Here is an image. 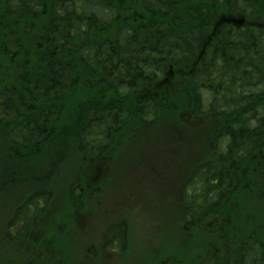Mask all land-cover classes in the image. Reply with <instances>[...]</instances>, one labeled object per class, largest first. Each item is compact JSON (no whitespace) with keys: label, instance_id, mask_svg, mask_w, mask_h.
Segmentation results:
<instances>
[{"label":"trees","instance_id":"obj_1","mask_svg":"<svg viewBox=\"0 0 264 264\" xmlns=\"http://www.w3.org/2000/svg\"><path fill=\"white\" fill-rule=\"evenodd\" d=\"M233 17L244 24H226ZM163 114L178 116L186 130L195 126L203 135L201 154L190 156L184 182L189 178L196 194L200 190L210 216L198 205L191 217L183 215V226L169 225L153 264H264V222L249 226L245 220L239 226L231 209L241 187L251 186L252 195L258 191V173L238 166L264 150V135L252 127L253 122L264 127V0H0V128L11 145L2 152L10 164L0 165L16 186L37 182L30 203L35 210L20 212L39 221L21 226L22 236L47 220L49 210L39 202L53 205L61 195L70 196L76 183L84 188L77 206L89 212L98 180L89 169L98 173L97 163L124 158L138 146L137 127ZM212 116L227 117L238 134L218 131L210 141L204 131L213 130ZM16 123L21 126L14 129ZM172 137L183 139L177 132ZM28 138L33 141L27 151L19 139ZM253 144L259 149L250 157L245 148ZM63 166L71 181L59 191L52 183ZM246 168L249 178L243 176ZM259 184L263 195L264 182ZM3 194L11 198L12 191ZM183 199L179 194L185 207ZM196 215L214 224L204 239L208 248L198 253L179 231H192L187 223ZM120 224L110 229L100 254L129 249L131 225ZM171 242L178 249L173 259L166 250ZM65 258L34 257L27 264H70Z\"/></svg>","mask_w":264,"mask_h":264},{"label":"rangeland","instance_id":"obj_2","mask_svg":"<svg viewBox=\"0 0 264 264\" xmlns=\"http://www.w3.org/2000/svg\"><path fill=\"white\" fill-rule=\"evenodd\" d=\"M233 18L237 20L235 17ZM229 21L234 25L231 20ZM165 116L166 114L160 115L154 124L146 126L145 128L147 129H145L144 134V129L137 127L134 133L135 137L140 139V149H127V153L129 154L124 158L121 157L119 163H116L115 166H113L114 164L111 162H108V165L106 164V176H108V179L110 177L112 181L117 178L119 185H117V181L116 186L112 185L106 195L107 198L98 202V211H92L94 215L89 214L88 217L87 215L91 211L84 212L86 213L85 215L78 216L77 221L68 227L67 234L63 239H60V237L53 239L54 242L49 246V251H63L66 262L75 264L78 259L83 260L81 252L84 249L99 248L100 241L105 238V230L113 221L118 218L125 219L128 217L127 220L131 221V225L133 226L129 249L120 254L113 253L111 249H108L105 251L106 253L99 254L98 259L93 257L87 258L89 261H87L86 264H153L156 261L154 257L157 256L159 246H161V243L164 241V232L169 227L168 223L172 222L175 224V222H183L184 225L185 221L183 215L191 217L192 208L203 205L200 190H198L199 192L196 194V191H194L188 183L189 178L185 183L179 181L182 177L178 178L180 171H185L188 163L191 162L190 156L192 153L197 156L201 154L199 148L204 141L203 135L199 136L201 131L195 126H193L194 128L192 129L186 130L184 122H179V120H177L178 116H168L163 119ZM209 120H214L212 125H210L213 126V130H206L204 134L209 136L208 139L210 141H212L211 136L214 134L217 136L218 131L224 129L221 133L226 134L227 121L224 117L215 119V117L212 116ZM175 132L183 137L182 140L180 139L182 142L179 143V141H177V143L175 141L176 139L171 137V134ZM260 134L264 135V129L260 130ZM184 135H186V137H184ZM187 135H189V137H187ZM136 146L137 145H133L132 147ZM213 146L216 147V145ZM222 146L223 144L221 143L219 147ZM219 147H217V151ZM248 160L249 161L241 160L238 170H241V166L248 165L254 173H258L257 178L254 180V184L259 194L257 195L256 193L252 195L251 186H246L245 188L241 187L237 192V197L232 203L233 206L231 209L233 210L232 216L234 221L239 226L242 225V221L245 220H247L246 224H249L251 221V226H257L258 222H264V194L261 195L260 192L263 190L262 186L259 184L264 182V163L260 160L259 162L263 165L260 166L257 159L251 158ZM104 167L105 165L103 169ZM109 167L112 168L111 171L108 170ZM63 170L64 166L58 172L59 177H61L63 173L64 175L67 174L68 171ZM87 174L88 170L83 171L85 177ZM243 176L245 178L251 177L249 168L243 171ZM95 185L103 188L111 186L107 179L97 180ZM62 187L63 186L58 188L61 189ZM179 193L185 198L183 199V203H186L185 207L179 204L181 209L175 208V204L171 203L172 201L175 202V196L177 194L178 198ZM3 195V191H0V198L3 197ZM12 199L7 198L0 200L1 264H21L25 257V252L22 251V249H25L24 245L7 244V242H5V240L9 238L7 230H4L6 220L13 212L14 208L21 204V202L14 204ZM156 203H158V205H156ZM20 207L33 208L34 206L25 202L21 204ZM71 207L72 205L70 204L64 207L55 204L54 208L50 210L52 214H50V218L47 221L55 219V221L67 223V218L71 215L69 213ZM202 209L203 216H210L205 214L203 206ZM160 210L163 212H160ZM253 211L254 213H252ZM158 214L160 215L158 216ZM199 219L200 217L196 215L191 222L187 223L191 225L192 231L187 229V227L183 228L185 235L183 240L189 243L192 239L190 247L196 253L208 248V242L205 240H209L207 236L210 235L209 233H211L210 231L214 227V224L212 225L209 221H200ZM77 222L83 225L78 226ZM230 224L232 223L230 222ZM263 224H261L260 227L264 231ZM203 225L208 229L204 230ZM39 228L40 227H37V230L40 231H37V234H41L42 232L44 235H48L50 233L49 231L44 232L42 228ZM174 237H177V235L174 234ZM166 250L173 251L171 252L173 253L172 259L176 255L175 251H178V249H173L172 242L166 245ZM39 258L42 259V256H39Z\"/></svg>","mask_w":264,"mask_h":264},{"label":"flooded vegetation","instance_id":"obj_3","mask_svg":"<svg viewBox=\"0 0 264 264\" xmlns=\"http://www.w3.org/2000/svg\"><path fill=\"white\" fill-rule=\"evenodd\" d=\"M232 21V23L234 24V25H237V24H235V22H236V20H231ZM226 24H231L230 23V21L228 20V23H226ZM256 105L258 106V103H256ZM257 106H253L252 107V109H254V108H256ZM226 121H231V120H228V118L227 117H225L224 118ZM29 126H30V123H27ZM227 124V123H226ZM234 124V122H232L230 125L232 126ZM27 125V126H28ZM13 126V128L15 129V128H17V127H19V126H21V125H19L18 123H16V124H14V125H12ZM252 127H253V129H256L255 130V132L256 133H254V134H259V135H261L260 133H257V132H259L261 129H263L264 127H262L261 125H259L258 123H252ZM262 127V128H261ZM225 128V127H224ZM237 128H239L238 126L235 128V129H232L230 126H229V124H227V129L225 130L226 131V134H228V132H230V134L231 135H234V136H236V134H238V132L237 133H235V130L237 129ZM259 128H261V129H259ZM0 130H1V128H0ZM224 130V129H223ZM50 134H48L47 135V137L49 136ZM229 137V136H228ZM228 137L227 138H225V139H228ZM256 138V137H255ZM19 141H20V143L22 142L23 143V145L26 147V148H28V149H30L31 148V142L33 141V139H19ZM257 149H259L256 145H254L253 144V148L251 147V145H249L248 146V150L245 148V152L247 153V151L249 152V156L251 157V151H254V150H257ZM257 152H258V154H257ZM257 152H255L254 154H253V158H255V159H257V161H258V163H259V161L264 157V150H261V151H259V150H257ZM242 155V154H241ZM244 156V155H243ZM4 167H1V170H0V184H1V187H3V188H1L2 190H4V189H9V190H11V191H13V197L12 198H15V199H12V201H13V203L14 204H18V203H20L21 202V204H23V203H25V202H27V203H32V200H31V196H32V194L33 193H35V184L33 185V186H31V185H27V186H25L24 184L25 183H23V184H20L21 186H16V184H14V179L13 178H11V177H9L8 176V171H5V169H3ZM179 177H182V178H180L179 179V181H183V183H185L184 182V179H185V177L183 176V172L182 171H180V174H179V176H178V178ZM9 183H11L12 184V186H13V188H9L8 187V184ZM20 188L22 189V190H24L23 192H21L20 191ZM20 193H23V194H25L26 195V199H22V200H18V199H16V194H20ZM179 194H181V193H179ZM179 194H178V196H179ZM190 194V193H189ZM178 203V198H177V194H176V196H175V202L174 201H172V204H175V208H177V209H180V206H179V203ZM20 204V205H21ZM176 204H177V206H176ZM20 205L19 206H17L16 208H14V210H13V212H12V220H11V222H12V224H17V225H19L20 227L21 226H24L26 223H30L31 222V225L32 224H36V222L37 221H39V220H36V219H34V218H31V219H26L24 216H23V213H21L20 212V210L22 209V207H20ZM60 205L62 206V203H60ZM39 208H42V209H46V208H48V210H49V214L48 215H45V216H48L47 217V220L50 218V214H52L51 212H50V210H51V208H50V206H48V204L47 205H43V204H41L40 202H39ZM29 209H31V210H35V208H29ZM34 213H32V215H33ZM32 215H31V217H32ZM37 215V214H36ZM47 220H43L42 222H47ZM119 223H121L119 226H121L123 223H127L126 225H127V227H128V220L127 219H120V222ZM119 223H117V224H119Z\"/></svg>","mask_w":264,"mask_h":264}]
</instances>
